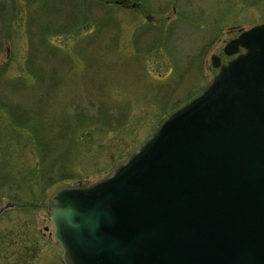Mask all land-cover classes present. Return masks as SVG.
<instances>
[{
    "label": "rangeland",
    "instance_id": "374dc122",
    "mask_svg": "<svg viewBox=\"0 0 264 264\" xmlns=\"http://www.w3.org/2000/svg\"><path fill=\"white\" fill-rule=\"evenodd\" d=\"M264 23V0H0V264H63L49 199L107 175Z\"/></svg>",
    "mask_w": 264,
    "mask_h": 264
},
{
    "label": "water",
    "instance_id": "95a60500",
    "mask_svg": "<svg viewBox=\"0 0 264 264\" xmlns=\"http://www.w3.org/2000/svg\"><path fill=\"white\" fill-rule=\"evenodd\" d=\"M105 177L49 199L65 264H264V23Z\"/></svg>",
    "mask_w": 264,
    "mask_h": 264
}]
</instances>
